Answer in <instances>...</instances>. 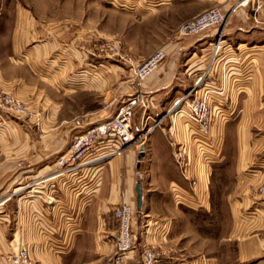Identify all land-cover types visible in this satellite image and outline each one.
<instances>
[{
  "label": "crops",
  "instance_id": "obj_1",
  "mask_svg": "<svg viewBox=\"0 0 264 264\" xmlns=\"http://www.w3.org/2000/svg\"><path fill=\"white\" fill-rule=\"evenodd\" d=\"M174 1L171 0L169 4L157 3L153 8L159 12L164 6L170 15L174 14L175 24L194 17L186 12L188 4L182 3L185 0ZM227 3L220 7L228 14L224 27L193 40L184 39L174 43L167 50L166 62L144 83L143 92L161 93L169 87L173 88L174 81L182 76L181 71L187 77L201 72L206 67L213 42L221 33L223 44L241 60L239 64L232 65L228 74L224 107L232 111V118L221 121L225 123L221 137L224 138L222 159L227 164L224 170L232 174L234 182L228 199H234L238 205L236 209L255 203L257 199L251 191L261 183L264 172V134H258L264 131V39H261L264 37V0H233L232 5ZM143 7L149 8L150 5L144 2ZM19 21L14 24V57L20 54L22 48L27 47L24 58L30 60L29 67L34 68V64L39 63L42 70L59 75L62 71L58 66L59 60L50 58L66 41L63 25L45 26L28 15ZM230 23L231 29H227ZM229 30L237 33L233 45L226 35ZM77 42L80 43L79 35ZM83 79L84 75L81 74L71 78L70 82L76 86H85ZM210 83H214V80H210ZM178 85L185 87V83ZM34 89L16 74L11 76L0 67V90L18 97L31 112H38L34 109L40 107L39 116L28 122L39 123L40 129L37 127V130H33V125L28 127L26 122L27 131L24 133L15 131L11 135V125L0 129V141H7L9 145L13 143L6 152L0 153V218L6 220L7 225H4L7 228L10 227L9 240L6 243L0 242L1 264H5V257L12 250V244H17V247L27 246L34 264H104L106 258L114 253L117 235L112 211L121 204L134 208V232L138 245L143 247L142 252L146 248L159 251L160 264H219V256L216 261L207 256L188 260L184 245L177 246L171 238L166 237L167 240H164L163 228L172 219L170 208L166 207V199L157 198L161 195L150 196V193H156L154 190L157 187L167 189L168 183L174 179L170 175L174 167L171 141L173 139L176 142L177 139L178 143H185L188 134L184 128L179 126L180 131H176V125L155 128L145 136L146 141L140 146L144 147L143 152L139 150L138 153H132L128 150L123 156L112 158L87 172L84 169L80 173V182L66 175L55 177L52 174L58 175L59 167L55 161L50 163V160L64 152L68 139L66 129L71 133L72 130H84L86 126L91 127L111 119L113 115L108 116L104 111L88 120H82L80 127H66L67 121L60 114L59 103L51 102L47 96L34 101L31 97ZM49 106L55 111L52 109L51 113L48 112ZM15 139L24 141L23 150L17 148ZM214 139L212 137V142ZM187 151L192 154V150L187 148ZM18 152H25L27 163L24 169L17 168L15 160ZM202 171L205 173V207L209 208V170ZM139 174L146 178L148 188L143 190L140 208H137L135 187L141 176ZM22 175H25L24 178ZM23 179L25 190L21 189ZM172 191L176 193L177 200L176 185L172 186ZM7 193L9 195L4 197ZM43 195L54 198L53 204L43 203L40 200ZM11 202H14L15 211L10 213L9 218V214L3 212V206L9 204L10 207ZM258 211L261 215L259 218L254 217L258 221L253 222L258 223L259 227H253L249 217L246 224L236 228L234 226L232 230L240 237L244 235L235 240L236 264H264V206L258 208ZM138 215L153 221L158 231L149 237L143 236L142 224L137 223Z\"/></svg>",
  "mask_w": 264,
  "mask_h": 264
},
{
  "label": "rangeland",
  "instance_id": "obj_2",
  "mask_svg": "<svg viewBox=\"0 0 264 264\" xmlns=\"http://www.w3.org/2000/svg\"><path fill=\"white\" fill-rule=\"evenodd\" d=\"M170 1L0 0L1 70L11 76L16 74L18 78H22L29 86L35 87L34 94L31 96L34 101H39L47 96L51 102L59 103L60 114L67 121L66 127L75 126L77 122L82 126V120H88L104 111L109 114L108 116H114L124 101L128 97L137 94L139 90L137 82L131 74L134 63L147 58L159 48H164L167 51L174 43H178L180 40H193L205 34L177 39L174 36V32L181 23L175 24L174 14L170 15L164 6L161 7L162 10L159 12H156L155 9L157 8H153L155 3L169 4ZM144 2L148 3L150 7L144 8ZM172 2L174 3L175 1L172 0ZM227 2L228 0H185L182 3L188 4V8L185 9L186 12L189 15L193 14L195 17L209 9L220 8L226 5ZM227 4L232 5L233 0H230ZM26 15L32 16L35 21L45 26L47 24L63 25L66 32V41L59 46V49L50 58V60L56 58L59 60L58 66L62 68L59 75L47 73L42 70L39 63H35L34 68L29 67L28 63L30 60L24 58L27 47L22 48L20 54L14 57V24H18L19 20L24 19ZM229 28L231 29V23L227 29ZM215 31L217 29H212L206 34ZM78 35L80 43L77 42ZM226 35H228L229 41L233 45L234 37L237 36V33L234 30H229ZM260 37H262V34H260ZM261 39H264V37ZM101 45L114 46L118 54L113 55L114 52L108 51L100 52ZM131 57L133 58L132 62L129 61ZM181 72L182 76H179L174 81L175 86L173 88L169 87L168 90L161 93H145V97L149 101L148 110L146 112L142 109L136 110L133 118L134 136L140 137L145 134L141 145H144L146 141L144 139L145 136L147 137V130L156 123H159L156 129L163 126L175 127L176 125V131H180L179 126H181L188 134L185 143H178L177 139L174 142L175 140L172 139V142H174V146L171 147L174 167L171 169L170 175L174 179L168 183L167 189L157 187L154 190V187H151L156 193H150V196L158 194L161 196L157 198L167 200L168 204H166V207L170 208L169 213H171L172 219L168 220L166 227L163 228L165 234L163 239L167 240L166 237L171 238L177 246L184 245L186 253L189 255H187L188 260H197L207 256L214 258L216 261L217 256H219V264H236L235 240L244 237V235L240 237L237 233H233L232 230L234 226L236 228L246 224L249 217L253 227H259L258 223L255 224L253 221H258L254 217L259 218L258 208L264 206V201L255 200L252 205L247 207L240 206L235 209L238 205L234 199H228L234 182L232 174L224 170V166L227 164H224L222 159L224 138L221 139V137L225 126L223 122L230 120L232 115L214 126L206 135L205 143L200 144L197 141L194 142L195 136H189V132L193 133L192 131H195L194 127H191L192 131H188V128L184 126L183 117L175 116V113H169L174 101L185 95L189 87H193L198 75L197 72V75L192 74L191 77H187L183 75V71ZM155 73L157 71L153 72L151 77ZM81 74L84 75L82 83L85 86L73 85L70 82L71 78L81 76ZM151 77L148 76L145 82ZM181 83H185V88L179 87L178 84ZM26 107L27 115L25 118L6 116L5 126L0 127V129L11 125L10 127L13 130L10 131L11 135L15 131L24 133L27 131L26 126L30 127L33 125V130H37V127L40 129L39 123H28L33 117L39 116L40 107L34 109L38 112H31L27 105ZM52 109L53 107L49 106L48 112L55 111V109ZM33 121H35V118ZM25 122L27 123L26 126ZM92 127L86 126L84 130H72V133L66 129L68 139L66 140L67 144L64 152L51 159L50 163L54 161L57 163L63 156L67 159L74 138ZM171 132L174 135L176 134L174 129ZM258 134H264V131ZM212 137L215 138L214 142H212ZM15 140L16 144H18L17 148H22L23 150L24 141ZM137 143L135 142V144ZM11 145L13 143L9 145L7 141H0V153L6 152ZM140 146L137 144L130 151L138 153ZM186 147L192 150V154L187 151ZM178 148L185 151L182 154L183 156L178 158L181 157L184 161V169L189 180L184 179L182 176L184 169L182 171L179 168L175 159V153L178 152ZM3 157H1L2 160ZM15 161L18 169H24L27 163L25 152L19 153ZM201 169L209 170V192H207L209 208L205 207V173L203 171L200 172ZM139 175L141 176L138 177L137 182L140 185L143 197V190H147L148 187L146 178L143 174ZM24 176L22 175L23 178ZM261 176V179H263V174ZM22 181L21 185L25 187L24 179ZM194 182L197 188L193 189ZM173 185L177 187V200L175 199L176 193L172 191ZM257 187L255 186L251 191L254 197ZM187 194L195 196L194 198L197 200ZM8 195L9 193L4 197ZM146 197L149 198L148 195ZM11 203L10 207L9 204L3 206V212L9 214V218L11 216L10 213L15 211L14 202ZM156 206L157 208L159 207L158 205ZM1 209L0 207V211H2ZM253 213L258 215H253ZM148 219L138 215L137 223L142 224L141 233L143 236L148 235L149 237L158 230L155 229L157 226H154L153 221H148ZM4 223L7 225L6 220L0 218V242L2 243H6L9 240L10 234V227L7 228ZM12 246V250L8 251L9 254L6 257L16 251L17 244H12ZM142 249L143 247L139 246L137 241L136 249L129 254V259L125 264H128L129 261H133V264H142ZM1 255L2 252L0 251V257ZM112 257L113 255L106 258V264H110Z\"/></svg>",
  "mask_w": 264,
  "mask_h": 264
},
{
  "label": "built area",
  "instance_id": "obj_3",
  "mask_svg": "<svg viewBox=\"0 0 264 264\" xmlns=\"http://www.w3.org/2000/svg\"><path fill=\"white\" fill-rule=\"evenodd\" d=\"M227 20L228 14L226 12L220 8H212L181 23L175 30L174 36L180 39L206 33L212 29L219 30L224 27ZM116 50L112 45H101V49H99L100 52H114L113 55L118 54ZM231 53L232 50L223 44L221 33H219L211 46L206 67L198 72V75L193 73L197 75L193 87H189L185 95L175 100L172 109L170 112L168 111L169 113H175V116L183 117L184 126L188 128V131H192L191 127H194L195 131H192L193 133L189 132L190 137L195 136L194 142L204 144L205 137L212 128L232 115V111L224 107L227 98L228 74L232 65L239 64L241 60ZM167 58V51L164 48H159L147 58L132 65L131 74L139 89L137 94L128 97L111 119L93 126L85 133L74 138L67 159L63 156L57 162L58 175H66L80 182L82 170L85 169V172H87L89 169L104 164L112 158L123 156L127 150L136 147L137 144L138 146L141 145L143 140L140 138L143 135L140 137L134 136L133 118L136 110L142 109L144 112L148 110L149 101L142 91L143 84L148 76L166 62ZM132 59L131 57L129 61L132 62ZM210 80H214V83H210ZM26 115L27 107L25 103L12 94L0 90V127L5 126L6 116L25 118ZM158 125L159 123H156L146 133L150 134ZM75 127H80V123L77 122ZM136 141H138L137 144L134 143ZM171 146H174L172 141ZM184 152V150L178 148V152L175 153V159L182 171L185 164L181 157H178L183 156ZM182 176L185 180H189L185 169ZM193 186V189L197 188L195 182ZM255 193L257 200L264 201V173ZM189 196L196 199L195 196ZM40 200L47 205L54 202V198L46 195L40 196ZM112 217L116 223L117 235L110 264H125L129 259V254L136 249L135 210L130 205L121 204L113 209ZM160 259L161 253L154 249L146 248L141 254L142 264H160ZM5 264L34 263L30 258L29 248L25 245H18L16 251L6 257Z\"/></svg>",
  "mask_w": 264,
  "mask_h": 264
},
{
  "label": "water",
  "instance_id": "obj_4",
  "mask_svg": "<svg viewBox=\"0 0 264 264\" xmlns=\"http://www.w3.org/2000/svg\"><path fill=\"white\" fill-rule=\"evenodd\" d=\"M140 150H141V152H143L144 147H141ZM141 154H143V153H141ZM140 157L142 158L143 155H141ZM135 191L137 193V208H140L141 198H142V191L140 189V185L139 184L136 185Z\"/></svg>",
  "mask_w": 264,
  "mask_h": 264
},
{
  "label": "bare ground",
  "instance_id": "obj_5",
  "mask_svg": "<svg viewBox=\"0 0 264 264\" xmlns=\"http://www.w3.org/2000/svg\"><path fill=\"white\" fill-rule=\"evenodd\" d=\"M152 74H153V73H152ZM152 74H151V75H152ZM151 75H150V77H151ZM146 134H148V133H146ZM144 135H145V134H144ZM144 135H143V136H144ZM143 136H142V138H140V139H143ZM134 141H135V140H134ZM136 142H138V141H136ZM134 143H135V142H134ZM127 151H128V150H127ZM127 151H126V152H127ZM52 175H55V177L60 176V175H56V173H54V174H52ZM52 175H51V176H52ZM21 189L25 190V187H22ZM21 189H20V190H21Z\"/></svg>",
  "mask_w": 264,
  "mask_h": 264
}]
</instances>
